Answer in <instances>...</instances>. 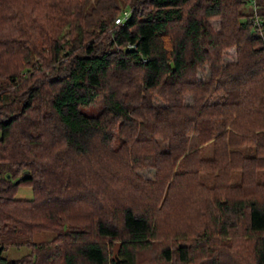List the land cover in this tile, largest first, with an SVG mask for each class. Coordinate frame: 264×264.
Masks as SVG:
<instances>
[{"label": "trees", "instance_id": "trees-1", "mask_svg": "<svg viewBox=\"0 0 264 264\" xmlns=\"http://www.w3.org/2000/svg\"><path fill=\"white\" fill-rule=\"evenodd\" d=\"M0 264H264V0H0Z\"/></svg>", "mask_w": 264, "mask_h": 264}, {"label": "rangeland", "instance_id": "rangeland-1", "mask_svg": "<svg viewBox=\"0 0 264 264\" xmlns=\"http://www.w3.org/2000/svg\"><path fill=\"white\" fill-rule=\"evenodd\" d=\"M211 24L216 30H220V25L218 21L211 20ZM228 52H229V56L232 55V57L228 58L229 61L236 57V49H231ZM228 59L226 58V61H228ZM191 101H192V98L188 97L187 102L191 103ZM102 106H103L102 101L98 100L96 104L91 105L88 108H85V111L89 115H97L101 111L100 109L102 108ZM212 152H213V149L209 147L208 155L212 156ZM140 175L145 178H153L154 170H146V171L140 172ZM32 196H33V189L29 186L22 185L17 190L15 197L31 199ZM53 236L54 234L52 232L46 231V232L36 233L31 238L29 237L22 238L18 236V237H13L12 240L14 242H18V240H34L37 242H46L47 240H51ZM29 250L30 249L26 245L17 246L15 244H11L8 248L4 249L1 255L3 256V258L5 257L6 259H9V260H17L18 258H21L27 255L29 253Z\"/></svg>", "mask_w": 264, "mask_h": 264}, {"label": "built area", "instance_id": "built-area-1", "mask_svg": "<svg viewBox=\"0 0 264 264\" xmlns=\"http://www.w3.org/2000/svg\"><path fill=\"white\" fill-rule=\"evenodd\" d=\"M129 15V12H125L124 16L123 17H119L116 19V23H121L125 17H127Z\"/></svg>", "mask_w": 264, "mask_h": 264}, {"label": "water", "instance_id": "water-1", "mask_svg": "<svg viewBox=\"0 0 264 264\" xmlns=\"http://www.w3.org/2000/svg\"><path fill=\"white\" fill-rule=\"evenodd\" d=\"M15 183H18V180H16V182Z\"/></svg>", "mask_w": 264, "mask_h": 264}]
</instances>
